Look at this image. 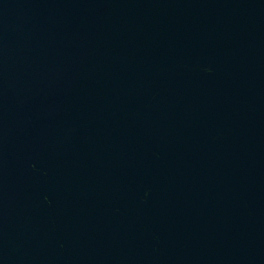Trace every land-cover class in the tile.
I'll return each instance as SVG.
<instances>
[{
	"label": "water",
	"instance_id": "1",
	"mask_svg": "<svg viewBox=\"0 0 264 264\" xmlns=\"http://www.w3.org/2000/svg\"><path fill=\"white\" fill-rule=\"evenodd\" d=\"M0 264H264V0H0Z\"/></svg>",
	"mask_w": 264,
	"mask_h": 264
}]
</instances>
